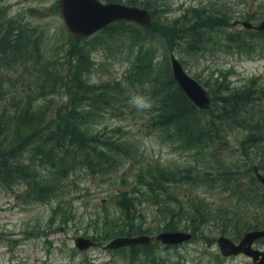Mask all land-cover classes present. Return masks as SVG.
Listing matches in <instances>:
<instances>
[{
	"label": "rangeland",
	"instance_id": "obj_1",
	"mask_svg": "<svg viewBox=\"0 0 264 264\" xmlns=\"http://www.w3.org/2000/svg\"><path fill=\"white\" fill-rule=\"evenodd\" d=\"M59 1L0 0V30L13 24L23 36L19 49L14 47L16 43L10 51V44L2 46L9 53L0 54V105L15 106L26 96L36 108L66 106V84L51 90L44 86L39 93L42 82L51 71L60 70L64 76L71 53L85 48L86 63L81 71L88 83L110 82L124 89L117 101L109 98L110 106L95 111L86 127L90 135L125 145L122 148L128 155L121 152L118 167L108 173L78 166L60 177L43 166L33 176L20 178V171L23 176L25 166L33 160L31 148L28 142L12 144L13 139L4 137L9 146L0 159L5 164L0 167V264H253L244 255L224 257L216 240L227 236L238 243L246 233L264 229V190L259 199L254 196L257 181L254 172L253 177L248 173L257 166L264 175V33L234 26L237 21L263 22L264 0H140L150 3L155 25L149 38L139 35L147 38L145 44L158 68L150 75L134 72L140 49L132 37L138 28L126 24L124 33L134 32L128 38L116 27L96 33L87 42H77L65 24ZM101 1L131 6L130 0ZM193 10L204 12L205 18H216L218 31L203 30L200 41L188 45L189 37L183 32L190 25L176 28L172 22L184 12L193 15ZM227 34L237 36L240 43H226ZM206 39L204 47L193 50ZM242 42L246 45L241 46ZM172 55L208 90L214 113L219 112L220 98L249 88L252 126L230 128L221 141L198 148H185L184 135L178 137L176 127H169L170 131L155 128L159 97L166 90L173 92ZM134 94L147 97L151 109L140 112L133 107L130 99ZM85 104L82 99L80 111ZM204 119L209 122L211 113L204 114ZM223 167L235 170L223 171ZM153 168L162 171L164 180ZM185 174L188 179L183 181ZM37 176L43 184L57 182V189L38 193L33 188ZM151 176L157 180L155 186L161 182L165 187L171 178L182 181L166 183L167 188L155 195L148 187ZM123 197L132 199L128 214L120 205ZM238 223H248L251 228L242 236L234 235ZM171 224L178 228L175 231L190 232L192 240L167 247L155 239L154 245L136 251L105 249L119 237L155 238L174 232L167 230ZM131 230L138 234L127 236ZM78 237L90 238L97 246L81 252L75 246ZM254 248L264 251V240Z\"/></svg>",
	"mask_w": 264,
	"mask_h": 264
},
{
	"label": "trees",
	"instance_id": "obj_2",
	"mask_svg": "<svg viewBox=\"0 0 264 264\" xmlns=\"http://www.w3.org/2000/svg\"><path fill=\"white\" fill-rule=\"evenodd\" d=\"M128 3L131 6H142L152 14V8L149 2L130 0ZM191 12H193V15L190 16V11H187L184 12V15L178 20L172 22L173 26H177L176 28L190 25L183 32L184 37H189L188 45L200 41L203 30L208 31V33L218 31L215 29L216 18H211L210 15H208L210 18H205L204 12L201 11L193 10ZM126 24L138 28L137 33L133 31L124 33V26ZM116 25H120V27ZM153 25L151 27H145L134 25L128 21H121L103 30L115 31L117 27L125 38L129 37L128 34L134 33L132 38L140 49V56L134 66V72H136V74L142 71V73L150 75L153 71L155 72L158 70V68H156L157 65L154 63L155 58L150 52V46L145 44V42H148L147 38H139V35L142 34H148L149 38L150 33L155 31V25ZM87 39L88 38H77L76 41L84 43L87 42ZM207 40L208 39L202 41L200 46L193 50L204 47ZM225 41L230 44L240 43L237 36L230 34L226 35ZM245 45L246 44L242 42L241 46ZM14 47L16 48V45H14ZM12 48L13 45H10L9 51ZM17 48L19 49L20 45H18ZM80 49L81 50L75 54L71 53L72 59L69 60L67 64L69 66L67 68V73L63 76L60 70L51 71L50 77H44L39 92L42 93L44 86H47V89L51 90L53 88H60V85L65 83L67 88L65 95L68 100L66 106L54 109L51 105L44 104L36 108L34 105H31L32 100L28 99L26 96H23L22 100L15 106L0 105V159L4 158V150H7L9 146L8 140L12 139L13 142L10 141L12 144L17 141L28 142L33 155L31 164L24 168L26 170H24L25 174L23 176V172L19 168V171L21 170L20 178L33 176L31 173H37V169L43 166L50 167L53 171L52 174H61L60 177L67 176L69 173L76 170L78 166H86L89 170L97 173H108L114 171L118 167L119 155H123V153L124 155H128V152L122 148V146L125 145L117 142L113 144L111 141L107 142L102 138L89 134L86 125L89 120L94 117L93 113L103 109L105 106H110L109 98H112L113 101H117V96L123 94L124 89L122 86H118V84L112 85L110 82L102 85H92L88 83L81 71L86 63L85 58L87 56V51L85 48ZM9 51L4 48L2 53L6 54L9 53ZM73 60H77V62L73 63ZM170 84L173 88V92L169 89V92L166 90L164 95H160V113L157 118L155 117L154 125L155 128L164 129L165 131H170L171 128L169 127H176L177 129L175 132H177V136L184 135V137L181 138H184L185 148L211 147L216 141L219 142L225 137L228 129L234 127L244 128L247 127L246 124L250 125V123L255 120L249 113L250 111H248L251 108L250 104L253 102V100H251V90L249 88L243 93L232 92L220 98L219 112L214 113L212 111L213 105L211 109L205 111L197 108L181 90L173 77L171 78ZM112 88L115 89L116 92L112 91ZM82 99L86 104L85 107H83L84 110L80 111L79 109L81 107H79V104H82ZM23 102H25V104ZM209 113H211V120L208 122L204 119V114ZM48 114L52 115L49 117ZM253 127L255 128L254 125ZM258 130H260V128H257L256 132H258ZM170 136L173 135L171 134ZM4 137H8V140ZM188 142L191 144L188 145ZM121 152L123 153L121 154ZM33 164L34 169L30 170ZM1 166L3 168L5 164L0 163V167ZM149 169H152V167ZM153 169L158 173V177L164 180L162 171L159 168ZM222 169H224L223 171L230 172H234L235 170V168L226 170L224 167ZM248 173L249 175L251 173L252 177L254 176L253 170L248 171ZM14 178H18V176L16 175ZM148 179L150 180L148 187L157 195L159 189L167 188L168 184L166 183L173 184L178 181L181 182L182 180L186 181L188 175L185 174L182 180H173V178H171V180H167V182L162 181V183L165 182V187L160 186L161 182L158 186H155L157 180L153 176ZM253 180L254 182L257 181V185L254 186V196H257L259 199L264 189L255 176ZM36 181L35 187H33L35 191L40 190L42 192L45 189L54 190L58 187L57 182L52 184L51 180L43 184L44 182H40L38 176L36 177ZM41 192L38 191V193ZM123 198L124 200L120 205L126 212L125 214H128L131 212L129 202L131 203L132 199ZM236 227H239V229H234V235L240 236L251 228L248 223L247 225L238 223ZM177 229L178 228H176L174 224L169 225L167 228L168 231H175ZM135 234L138 233L135 232V230H131L126 235L134 236ZM155 243L156 241L154 240L149 247ZM128 248L131 251L146 249L142 246H131Z\"/></svg>",
	"mask_w": 264,
	"mask_h": 264
},
{
	"label": "water",
	"instance_id": "obj_3",
	"mask_svg": "<svg viewBox=\"0 0 264 264\" xmlns=\"http://www.w3.org/2000/svg\"><path fill=\"white\" fill-rule=\"evenodd\" d=\"M61 14L70 33L79 39L89 38L106 29L110 25L120 22H135L145 27L153 25L152 15L147 9L128 6L120 3H103L101 0H60ZM242 25L246 30H255L264 33V21L258 25L248 21H237L234 26ZM173 77L189 100L200 110H209L212 107V97L208 90L185 71L182 63L174 55L171 56ZM257 180L264 187V175L257 166L253 167ZM190 232L174 231L163 232L152 238L147 235L135 237H119L105 246L106 250L116 251L131 246H148L156 239L167 247L180 246L191 241ZM264 239V230H255L246 233L236 243L227 236L219 237L216 242L224 257L244 255L253 261V264H264V251L254 248L255 243ZM75 246L81 252L97 246V243L86 237H78Z\"/></svg>",
	"mask_w": 264,
	"mask_h": 264
},
{
	"label": "flooded vegetation",
	"instance_id": "obj_4",
	"mask_svg": "<svg viewBox=\"0 0 264 264\" xmlns=\"http://www.w3.org/2000/svg\"><path fill=\"white\" fill-rule=\"evenodd\" d=\"M19 29V28H18ZM18 29L17 28H14L13 27V24H10L9 25V27L7 28V30L6 29H1L0 30V54H2V51H3V48H2V46L4 45V44H10V45H12V44H14V43H16L15 45H16V47L18 46V45H20V44H22V34H20V31H18ZM15 32H17L18 34H20L19 35V37H14L13 36V34L15 33ZM260 171V170H259ZM261 173V172H260ZM262 174V173H261ZM255 175V174H254ZM256 177V176H255ZM263 187V186H262ZM263 189H264V187H263ZM260 230H264V229H260ZM262 240H264V239H262ZM262 240H259V241H262ZM259 241H257V242H259ZM256 242V243H257ZM256 243H255V245H256ZM259 250V249H258ZM260 251H262V250H260Z\"/></svg>",
	"mask_w": 264,
	"mask_h": 264
},
{
	"label": "clouds",
	"instance_id": "obj_5",
	"mask_svg": "<svg viewBox=\"0 0 264 264\" xmlns=\"http://www.w3.org/2000/svg\"><path fill=\"white\" fill-rule=\"evenodd\" d=\"M130 103L140 112L147 111L152 107V102L147 97L139 94L132 95Z\"/></svg>",
	"mask_w": 264,
	"mask_h": 264
},
{
	"label": "bare ground",
	"instance_id": "obj_6",
	"mask_svg": "<svg viewBox=\"0 0 264 264\" xmlns=\"http://www.w3.org/2000/svg\"><path fill=\"white\" fill-rule=\"evenodd\" d=\"M263 175V174H262Z\"/></svg>",
	"mask_w": 264,
	"mask_h": 264
}]
</instances>
